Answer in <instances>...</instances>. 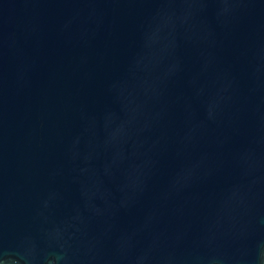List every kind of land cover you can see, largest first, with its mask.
I'll list each match as a JSON object with an SVG mask.
<instances>
[{
  "label": "water",
  "instance_id": "water-1",
  "mask_svg": "<svg viewBox=\"0 0 264 264\" xmlns=\"http://www.w3.org/2000/svg\"><path fill=\"white\" fill-rule=\"evenodd\" d=\"M0 264H264V0H0Z\"/></svg>",
  "mask_w": 264,
  "mask_h": 264
}]
</instances>
